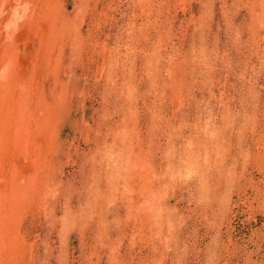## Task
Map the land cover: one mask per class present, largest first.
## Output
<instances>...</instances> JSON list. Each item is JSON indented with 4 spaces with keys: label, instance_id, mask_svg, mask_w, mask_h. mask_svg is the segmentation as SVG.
Returning <instances> with one entry per match:
<instances>
[{
    "label": "rangeland",
    "instance_id": "1",
    "mask_svg": "<svg viewBox=\"0 0 264 264\" xmlns=\"http://www.w3.org/2000/svg\"><path fill=\"white\" fill-rule=\"evenodd\" d=\"M31 2L13 264H264V0Z\"/></svg>",
    "mask_w": 264,
    "mask_h": 264
},
{
    "label": "bare ground",
    "instance_id": "2",
    "mask_svg": "<svg viewBox=\"0 0 264 264\" xmlns=\"http://www.w3.org/2000/svg\"><path fill=\"white\" fill-rule=\"evenodd\" d=\"M44 9H46V8H44ZM35 10H36V8H34V5L32 4L31 0H0V264H13V262H15V260H17L18 255L16 256V254L18 253V251H16V245L15 244L16 243L18 244L19 239L15 240V238H16V236H18V234L20 232V230H19L20 226L16 225V223H14V221L16 219L17 209H19L20 203L27 196L28 191L31 188L32 189L37 188L36 186L38 184L41 185V183H38L36 181L38 179V172L36 171L35 167H37V163L40 160V154L41 153L39 154V151L42 147H44V144L42 143V141H43L44 136H45V134H43V132L46 129L44 130L43 128H45V127L42 128L41 125L38 126L37 128L35 127V129H34L33 126H36L34 123H32L34 121V119L32 121L30 118H27V116L25 117L23 115L22 110H23L24 106H27V104L29 102H30L29 104H31V101H33V100L28 101V99L31 98L32 96L28 98V95H30V94L29 93L27 94L25 92V90L23 89V88H25L24 86H23V88L21 86H20V88H16V87H18L17 83L14 82L15 80L13 81V79H15V78L11 74L12 69H15L16 72L17 71L19 72L20 67L23 66L22 65L23 62H21V59L18 58V59H20V61H19L16 58L17 55L15 56V54L19 55V53H16V51H17V47L22 44L23 35L25 36V33H27L28 29H29L28 32H30V27L32 30H34V32L36 31L37 26H39V28H43L44 26L47 27V25H45V24L43 27L42 26L40 27L41 24L38 25L35 23V18H37V16H35L37 14V12L35 14ZM37 11H38V9H37ZM75 11H77V10H75ZM45 21L43 20V22H41V23L43 24V23H45ZM46 27H44V28H46ZM34 32H32L31 34H34ZM61 33H63V32H61ZM28 35H29V33H28ZM38 37H39V39H37V41H39V42H40V40L41 41L47 40V35H46L45 31L42 32ZM25 38H26V36H25ZM52 44H54V43H52ZM63 48H64V46H63ZM28 51L29 50L27 49L26 52H28ZM47 53L50 54L49 52H47ZM13 54H14V56L12 57ZM11 57L13 59H11ZM14 57H15V60H14ZM9 60H12L13 62H10V64H9V62H8ZM36 64H38V63H36ZM27 65H28V63H27ZM60 65H62V64H60ZM31 66H32V64L30 63V67ZM10 68H12V69H10ZM23 70H24V72H23ZM23 70L21 69L22 75H24L23 73H26V75H28L29 73H32L30 71V69L27 68V66H25ZM31 70H32V68H31ZM33 74H34V72L32 73V75ZM35 74H37V70L35 71ZM31 78H32V76L30 77V79ZM18 79H20V78H18ZM24 79L25 80H23V79L22 80H23V82L25 81V84H26L27 79L25 77H24ZM33 79H34V76H33ZM35 79H36V77H35ZM30 82H32V81H30ZM37 83H38V81H37ZM37 83H35L36 86L38 85ZM38 88H39V86H38ZM60 88H61V86H60ZM35 89H37V88L35 87ZM27 91H29V90H27ZM31 93H33V91ZM12 99L14 101V103H13L14 106H11V107L9 106L8 108L5 107L6 104H11ZM18 99H21V101L19 102ZM34 107H35V105L33 106V108ZM24 109H26V108H24ZM35 113H37V112H35ZM31 114H34V113L31 112ZM31 114H29V115H31ZM29 115H28V117H29ZM44 123H45L44 125L48 124V123H46V121ZM50 127H51V123H50ZM35 131H37V133ZM38 133L41 134L43 138L38 137V139H36L35 136ZM32 137H34L35 139H33ZM189 146H191V145H189ZM191 148H193V147H191ZM189 150L191 151L192 149H189ZM198 153L199 152H197L196 154H198ZM190 156H192V155H190ZM179 157L183 158L182 156H179ZM188 162L189 161L186 160V163H188ZM185 170H186L185 171L186 174L189 173L188 168ZM40 188H41V186H40ZM38 191H40V190H38ZM36 195H37V193H36ZM14 198H16L17 200H14ZM34 198H35V196H34ZM29 208H32V207L30 206ZM20 213H22V212H20ZM13 234H14V236H13ZM19 242H20V240H19Z\"/></svg>",
    "mask_w": 264,
    "mask_h": 264
}]
</instances>
